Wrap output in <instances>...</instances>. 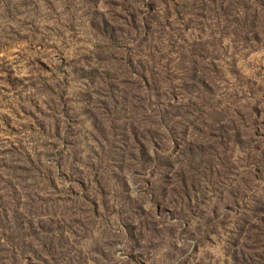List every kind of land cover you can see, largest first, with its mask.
<instances>
[{"label":"rangeland","instance_id":"374dc122","mask_svg":"<svg viewBox=\"0 0 264 264\" xmlns=\"http://www.w3.org/2000/svg\"><path fill=\"white\" fill-rule=\"evenodd\" d=\"M211 1L146 39L110 0H0V264H264V35Z\"/></svg>","mask_w":264,"mask_h":264},{"label":"trees","instance_id":"16d2710c","mask_svg":"<svg viewBox=\"0 0 264 264\" xmlns=\"http://www.w3.org/2000/svg\"><path fill=\"white\" fill-rule=\"evenodd\" d=\"M110 1L112 2L107 3L108 6L113 9V12L112 13L110 12V15H111L110 20H112L115 25L123 22V25L134 28L136 30V33H138L139 31L138 26L140 24L137 23L138 20L137 18H135V16H138V15L142 16L141 14L147 15L148 13H152V14L154 13L156 17H159V20L156 21V23H154L156 24V27L158 26L156 32H155V29H156L155 25L152 22L142 23L143 24L141 25V28H143L142 38H146V39H150L152 37L155 38V34L156 35L161 34L160 27L162 26L161 20L163 18H164V24H165V26L163 25V30L166 31V26L169 29H172V21H173V16H174V15L172 16V14H175L174 12L172 13V6H174L175 4L177 6V3H173L172 5V2H171L172 0H110ZM116 1H121L122 3H116ZM129 2L139 5L137 9L138 12L132 15L133 20L129 18L130 15H128L129 11L131 10V7H129L128 5ZM211 2L214 3L215 1L213 0ZM248 4L249 6L247 8L245 7L246 9L244 8L245 10L244 14L237 13V15L241 18V23L237 25V28H235L236 30L234 32H231V35H232L231 37L233 38V41L231 40V42H235L236 41L235 39H238L237 41H240L239 38H241L242 35L245 37L244 42L249 41L250 35L253 36V40L255 39V37L264 35V27L257 24L261 20H264V0H248ZM117 7H119V9H116ZM176 14L178 15V13ZM110 20L107 19L106 17L105 18L103 17L100 23H98L99 21H97L96 19H92V22L95 24L96 27L99 26V30H102L106 34L111 32L114 39H118L117 34L120 33L118 30V27L116 26L114 27L113 24L110 22ZM228 21H229L228 19H225V22H228ZM163 34H164V31H163ZM127 58L130 59L129 65L127 66L131 69L135 64L134 63L135 61H132L134 59L132 56L127 57L124 54V56L121 58L122 59L121 63H125V59ZM147 58L149 62L148 61L145 62V69L143 66L144 63L142 62L140 64V69L142 70L140 77L142 78V80H144L147 83L146 85L149 87V85H151V82H149L148 76L153 77L152 79H155L157 74L153 72V69L147 70L148 66L150 65L149 64L150 62L153 64H156L151 54L148 55ZM117 61L119 62V60ZM129 68L127 70H130ZM260 125L264 127V120L262 121ZM252 136H255V138H258V137L264 138V134H260L257 130L253 132ZM261 154L264 155V151L261 152ZM259 222L262 225H264V218L262 217ZM255 237H256L255 243L257 244V248L255 249V252L258 255L260 254V252L261 253L264 252V230H261Z\"/></svg>","mask_w":264,"mask_h":264}]
</instances>
